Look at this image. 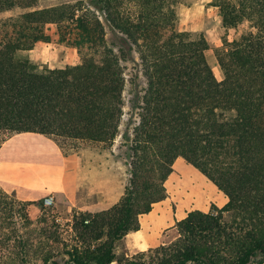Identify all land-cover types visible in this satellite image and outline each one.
<instances>
[{
    "label": "trees",
    "instance_id": "obj_1",
    "mask_svg": "<svg viewBox=\"0 0 264 264\" xmlns=\"http://www.w3.org/2000/svg\"><path fill=\"white\" fill-rule=\"evenodd\" d=\"M195 2L76 0L35 8L38 0H0V12L25 9L0 22V145L21 132L92 147L120 136L130 158L116 204L74 212L72 242L56 223L32 221L33 206L47 210L43 199L21 200L0 184V264H111L117 242L166 199L179 157L227 203L188 212L176 223V239L125 264H264V0L208 2L225 31L242 30L223 40L221 80L205 33L180 28L181 6ZM39 41L75 49L79 62L35 63L24 52Z\"/></svg>",
    "mask_w": 264,
    "mask_h": 264
},
{
    "label": "rangeland",
    "instance_id": "obj_2",
    "mask_svg": "<svg viewBox=\"0 0 264 264\" xmlns=\"http://www.w3.org/2000/svg\"><path fill=\"white\" fill-rule=\"evenodd\" d=\"M195 1L194 4H204L205 11L203 20L201 21L202 23L200 24L199 20L200 17H202V13H192V15H190V17H192V24H194V26L192 25L194 29L190 31L205 33L210 42V48L207 51L208 60L212 65L217 78L221 80L222 73L218 65V53L224 48L223 40H232L238 37L242 30L225 31L221 26V20L217 14V9L209 6L208 0ZM182 6L180 8V28L183 30V28L188 26L191 21H189V15L182 11L184 9ZM24 11L25 9L15 8L9 11L0 12V22ZM192 26L190 25L189 27ZM187 30H189V28ZM108 38L109 40H114V36L110 31H108ZM38 43V47L35 45L32 50L24 52V54L29 56L32 61L39 65H48L52 68H58L66 66L67 64H76L79 62L78 53L71 47L52 42L46 43L39 41ZM134 64L133 61L127 62V72L130 75L134 71ZM128 98L129 93L127 92L126 99L128 100ZM125 109L128 111V104ZM124 128L125 126H123L122 129ZM59 144L62 146L63 152L67 157H76L80 159L84 165H86L89 159L103 160L102 158H107L109 160L107 169L102 170L103 173L96 167L92 168V165H90L89 162L87 166H83L81 169L79 168L75 173L80 178L81 183L87 184L90 181H93L97 184L98 182H101V179H104V182L101 183V187H104L109 191L115 189L116 196L124 191L130 177V158L127 147L123 144V140L120 136L116 139L115 143L109 147L85 146L80 141L65 139H61ZM179 158L180 160H178V163H176L177 160L175 161L173 172L166 181L170 209L174 208L179 211L180 216H183L196 209L209 211L214 204L219 207L224 206L228 201L227 196L193 165L188 163L184 158ZM16 160L18 162L16 170L19 171L21 180L26 179L32 184V189L29 193L30 196L39 197L41 195L39 192L40 189L42 190L46 187H51L59 180V155H57V148L55 146L54 148L48 146L39 149L27 148L17 154ZM24 160L32 162L35 165L34 168L24 171ZM104 175L105 177H103ZM92 187L99 188L100 186L93 185ZM112 206L113 204H111L110 207ZM75 211L83 210H68L60 205L56 199V204L47 206L46 211L41 210L40 207L36 205L33 206L31 210L32 221L38 226H47V222L49 225L53 222L56 223L62 235L68 240V242H72L71 226ZM132 259L136 260L137 254L126 257L124 253L120 252V254L117 255L116 261L117 263L125 264L126 261ZM117 263L115 262L114 264Z\"/></svg>",
    "mask_w": 264,
    "mask_h": 264
},
{
    "label": "crops",
    "instance_id": "obj_3",
    "mask_svg": "<svg viewBox=\"0 0 264 264\" xmlns=\"http://www.w3.org/2000/svg\"><path fill=\"white\" fill-rule=\"evenodd\" d=\"M74 1L76 0H38L35 8L49 7ZM209 1L210 0H208V2ZM182 7H184V9L181 10L189 15V21H191L183 30H187L188 28L189 30L194 29L192 17H190L192 13H202L199 24L202 23L201 21L203 20L205 11L204 4L183 5ZM190 25L193 26L189 27ZM38 44L37 42V47L39 46ZM53 145L57 148V155H59V180L51 187L40 189L39 192L41 195L39 197L30 196L29 193L31 192L32 184L26 179L21 180L19 171L16 170L18 164L16 156L19 152L27 148L39 149L45 146L54 148ZM102 159L103 160L89 159L88 162L92 165V168L96 167L103 173L102 170L107 169L109 160L107 158ZM178 160H180V158L177 159L176 163H178ZM88 162L84 165L80 159L76 157H67L60 144L53 137L37 132H21L14 134L0 145V184L8 193L14 194L17 198L25 201L43 199L47 194H53L58 200V203L68 210L77 209L96 212L108 209L111 204L114 205L119 201L124 191L116 196L115 189L109 191L101 187V183L104 182V179L101 178V182L97 184L93 181L87 184L81 183L80 178L75 172H77L79 168L81 169L83 166H87ZM24 165V171L33 169L35 166L29 160H24ZM103 177H105V175ZM93 185H99L100 187L93 188ZM169 202V197L156 202L149 213L141 215V228L138 231L127 234L117 242L115 249L116 254L118 255L122 252L126 257H129L151 247L170 243L176 239L178 236L176 223L185 218L188 213L180 216L179 211L174 208L170 209ZM115 262L117 263L115 260L111 264ZM117 264L121 263L118 262Z\"/></svg>",
    "mask_w": 264,
    "mask_h": 264
},
{
    "label": "built area",
    "instance_id": "obj_4",
    "mask_svg": "<svg viewBox=\"0 0 264 264\" xmlns=\"http://www.w3.org/2000/svg\"><path fill=\"white\" fill-rule=\"evenodd\" d=\"M43 202L46 206H52L56 204V198L53 194H47L43 197Z\"/></svg>",
    "mask_w": 264,
    "mask_h": 264
}]
</instances>
